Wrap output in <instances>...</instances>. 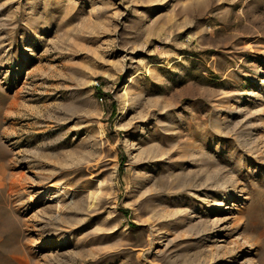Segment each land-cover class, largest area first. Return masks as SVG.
<instances>
[{
    "label": "rangeland",
    "instance_id": "374dc122",
    "mask_svg": "<svg viewBox=\"0 0 264 264\" xmlns=\"http://www.w3.org/2000/svg\"><path fill=\"white\" fill-rule=\"evenodd\" d=\"M254 1L0 0V264H264Z\"/></svg>",
    "mask_w": 264,
    "mask_h": 264
},
{
    "label": "bare ground",
    "instance_id": "6f19581e",
    "mask_svg": "<svg viewBox=\"0 0 264 264\" xmlns=\"http://www.w3.org/2000/svg\"><path fill=\"white\" fill-rule=\"evenodd\" d=\"M251 1H252V0H251ZM253 1H254V0H253ZM238 2H239V1H238ZM238 2H236V3H238ZM254 2H255V1H254ZM248 3H249V2H248ZM260 3H261V2H260ZM233 4H234V2H233ZM250 4H251V3H250ZM234 5H235V4H234ZM234 5H233V6H234ZM259 6H260V5H259ZM261 6H262V5H261ZM244 8H245V7H244ZM246 8H247V7H246ZM254 8H256V7H254ZM212 9H213V10L216 9L215 6H212ZM258 9H259V8H258ZM258 9H256V10H258ZM241 10H242V9H241ZM244 11H245V10H244ZM244 11H243V12H244ZM248 11H249V10H248ZM248 11H247V12H248ZM245 12H246V11H245ZM247 12H246V13H247ZM239 14H240V13H239ZM244 14H245V13H244ZM237 15H238V14H237ZM240 17H241V16H240ZM242 18H244V17H242ZM247 18H248V17H247ZM155 195H156V194H155Z\"/></svg>",
    "mask_w": 264,
    "mask_h": 264
}]
</instances>
